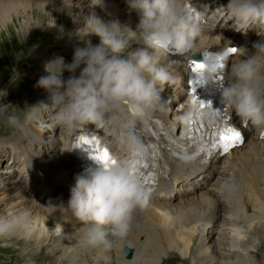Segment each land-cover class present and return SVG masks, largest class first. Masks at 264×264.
I'll use <instances>...</instances> for the list:
<instances>
[{
    "label": "rangeland",
    "instance_id": "rangeland-1",
    "mask_svg": "<svg viewBox=\"0 0 264 264\" xmlns=\"http://www.w3.org/2000/svg\"><path fill=\"white\" fill-rule=\"evenodd\" d=\"M46 1L59 4L65 2V0ZM102 1L105 0H97V3L95 0L68 1V4L72 6H80L85 15L89 14L90 17L86 19H79L74 15L68 20L63 17L60 19H52V17L41 19L38 15H32L28 20V17L16 14L8 15L3 21L0 19V257L4 256L3 259L0 258V264H77L81 258L80 254L88 258L87 250L91 247L93 250L105 252L103 261H101L102 264H117L120 257H124L125 260L141 258L140 261L143 264L144 247L141 243L138 244V241L132 240L131 237L130 240L129 235L126 234L127 229L125 227L136 220L134 214L131 215L136 210L133 206L140 204L132 199L119 201L105 197L100 198L97 205L89 207L85 212L83 211L88 223L84 226L86 235L92 237L93 240L90 238L88 240L87 237L85 242L84 237H79L73 241L70 240L69 244L60 246V236L57 235L56 229H53L52 223L64 227V232H67L69 228L66 209L62 210L60 207L63 204L62 196L74 194L73 185L79 187L81 191L90 187L94 188L86 183L80 174L81 178L76 177L69 164L61 165L60 161L66 156L63 153L66 148L64 136L74 135L73 130L79 129L81 131L87 127L95 130L99 127L97 134L100 132V128L103 133H110L113 136L112 142L115 147L109 139L108 141L115 148V153L122 157L120 150L124 148L121 142L122 133L117 129L118 125L105 116L104 110L107 107L103 101L107 100L111 104L114 100L118 101L117 117L128 121L126 114L128 110L126 104L122 103L125 100L123 91L129 96L133 92H138L141 94L140 100L142 102L152 104L157 101L162 103L164 106L161 111L163 116H161L168 118V122L174 127L180 121V113L183 107L185 109V106L188 107L185 99L187 91L185 87L180 88L181 78L178 76L183 65L177 67L175 63L181 61L183 64L186 57L201 51L197 49L201 39L211 40L208 45L219 48L217 37L222 34L226 37L227 43L235 42V46H238V54L230 57V64L227 67L228 75L232 72V76L227 77L228 83H231L230 89H235L236 85L242 82H235L236 67L242 63L247 67L251 65L254 74L258 69L262 71L261 76L248 77V80L253 81L254 77L258 80L264 78V0H231L235 4L230 3L228 6H224L226 0H210L211 6L210 10L206 12V17L210 21L217 18V21L215 27L209 28L208 31L204 27L203 29L199 27L196 30V22L188 26V23L183 19L186 17L182 12L183 7L180 8L179 14H176V10L179 8L175 5L174 0H143L148 8H156L160 12L158 23L165 25L164 23L169 19L170 25L168 26L178 27L184 34L181 36L187 39L189 44L187 52L181 56L173 57L174 55H167L156 50L153 56L145 61L138 62L136 60L139 59H136L134 62L136 66H131V64L129 66L124 63L133 58L132 52L135 51L136 46H133L131 50L129 49L130 54L126 55L124 52L111 49L106 42L93 38L105 36L106 40L116 41L117 45H121L122 42H129L130 36L127 32L128 28H126V19L110 18L111 14L118 12L112 9V5L109 4L112 3L111 1L109 3L104 2V4ZM199 1L194 2L198 7L205 2V0ZM118 2H121L122 6L116 5L117 7H126L127 0L115 1L114 3ZM108 5L110 6L108 7ZM243 5L246 6V9L241 7ZM98 6L106 10V14H103ZM218 6L222 8L221 13L215 12ZM199 14L200 19L203 20L205 14ZM92 15L98 20L108 21L109 19L110 22L95 25L92 22ZM171 15H174L172 19H170ZM181 19L183 20L181 21ZM200 19L198 22H201ZM208 24H214V22ZM244 25L247 26L246 30ZM81 33L88 36L78 35ZM74 36L73 39H65ZM246 40L248 41L246 42ZM139 41L142 42V39ZM213 41L214 44H211ZM241 43H245L247 47L242 46ZM124 47L128 48L129 45L120 48L123 50ZM163 56L166 58L161 62V65L165 66V69L160 71L158 70L160 62L157 59H162ZM167 56L172 58L168 59ZM58 57H65L69 64L68 70L75 74H66L61 80H58L59 83L46 76L44 67L50 60H56ZM174 67L179 69L178 72ZM142 70H145L149 76L143 77ZM241 72L242 70H240ZM80 75L94 78L100 86V90L101 88L107 89V86L119 88V94L122 95L123 100L113 94L114 97L111 96V99L100 91L97 95L98 99L96 100V97L94 99L95 102L97 101L95 105L89 100L80 99L81 105L77 108L73 107L74 88L77 87V79H79L77 76ZM151 80L154 82V90H149L147 87L148 81ZM51 83L56 85L55 88L59 89L60 93L55 90L49 98L47 96L51 94L49 91L51 88L49 86H52ZM160 87H162L163 93L160 92ZM234 97L236 100H243V105L238 107H244V109H239L240 113L245 112L253 102H258L256 99L251 101L248 98L251 97L249 95ZM65 101H67V105H63ZM246 102L250 104L245 106ZM257 104L258 110L260 103ZM263 104L264 102L261 103V105ZM94 108L98 109L96 110L98 112L93 113ZM89 109L90 111H88ZM68 112H74L77 115L72 124H66ZM247 115L251 116V119L244 128V142L229 153L233 154L232 156L228 154L225 157L226 160H221L224 166L222 163L214 164L215 160L213 165H210L211 168L209 167L207 175L205 174L199 179L193 178L190 181L181 180L176 186L179 191H174L176 196L171 199L170 203L166 202L175 208L166 212L158 210L166 217L176 219L172 225L170 224L171 229L179 227L183 221L182 224L184 223L186 228L190 227L193 231L194 240L188 251L184 252L183 264H204L206 256L215 257V264H229L234 259L242 261L245 258L249 259V253L257 261H253L252 258L253 262L247 261L246 264H258L261 257L264 256V232L263 234L259 232L256 237L253 235L257 227L261 228L259 230H263L264 222L261 221L249 228L245 212L242 208L238 209L239 212L235 210L237 203L235 204L233 201L235 199L238 201L242 194L241 182L237 177V172L240 169V162L250 159L248 156L249 148L254 144V139H258L259 142L256 153H260L258 157L264 160V138L255 137V132L252 131L253 126L258 125L259 119H253L254 116H257V112L254 110ZM259 118L263 120L264 114L260 115ZM102 132H100L101 135H103ZM100 134L98 135L101 136ZM196 166L197 168L200 167L199 162ZM39 167L45 170L48 175L40 171ZM180 168V166L177 167V169ZM40 172L43 173V176L39 175ZM200 172V170L197 171V174ZM35 177H41L42 180H45L47 193L42 191L43 186L38 188L35 185L37 184ZM199 185L200 187H198ZM189 187H193L194 191L189 192ZM165 197L161 198L162 200L142 203H146L143 205H150L155 202L162 203L167 201L163 200ZM214 198L220 199L222 204L226 205L227 208L229 207V210L223 209L214 217L211 216ZM190 201L191 204H185ZM20 208L23 209L15 218L14 216L5 217L3 215ZM104 211L108 214V219L106 222L104 220L101 225L100 220ZM188 213L191 215L188 216ZM2 217L4 218L1 221ZM37 217H44L49 221L46 224L44 234L41 236L37 235L36 231L26 236H23L25 233L21 232L22 229L17 232L7 231L9 225L21 223L28 226L27 229L29 230V227L33 225L30 221ZM126 218L129 219V224L128 222L124 223L123 220L127 221ZM184 220H187V223ZM232 221L238 223V227H232ZM96 224H100L101 227ZM234 238H237L239 243V247L237 246L238 248L236 247L234 252L240 258H236V254H234L235 256L231 255L232 258H230V252H233L230 251V246L235 247L232 244ZM80 239L82 240L80 241ZM252 239L254 250L251 247L246 248L248 240ZM123 245H125L124 249ZM95 247L97 248L95 249ZM126 247L131 249L129 254L126 253ZM201 248V251L207 252L206 255L200 252ZM53 251L59 253L53 260L54 262L51 263L46 260L40 262L38 260V257L43 253Z\"/></svg>",
    "mask_w": 264,
    "mask_h": 264
},
{
    "label": "bare ground",
    "instance_id": "bare-ground-1",
    "mask_svg": "<svg viewBox=\"0 0 264 264\" xmlns=\"http://www.w3.org/2000/svg\"><path fill=\"white\" fill-rule=\"evenodd\" d=\"M68 1H71V0H65V2L61 3V4L55 3L53 1H46V0H0V19H1V21H3L10 14H16V15H22L24 17H28V20H30L32 15H38L39 18H41V19L49 18V17H52V19L53 18H55V19L59 18L60 19L61 17H63L64 19H67V20L69 19V17H72L73 15L75 17H79V19H86V18L90 17L89 14H87V15L84 14L83 9L80 6H75V5L72 6V5L68 4L69 3ZM110 1L112 3H114L115 1H120V0H105L104 2L106 3V2H110ZM198 1H195V2H198ZM104 2L102 1L103 4H104ZM65 3H67V4H65ZM134 3H135L134 0H127V3L125 4V6H126L125 8H119L116 5L115 6L112 5V9L117 10L118 13L117 14H111L109 16L112 19L115 17L126 19V22H127L126 28H128L127 32L130 36L128 38L129 39L128 43L122 42L121 45H117L116 41L106 40L104 38L105 36H103L102 38L93 37L94 39L102 40L103 42H106V44L111 49L118 50L119 52H124V54H126V55L130 54L129 49L131 50V48H133V46H136L134 48L135 51L132 52L133 58L131 60H128L127 62L124 60L125 61L124 63H126V65H129V66H130V64H131V66H136L134 63L136 59H139V60H136L139 62V61H145L147 58L152 57L156 50H160L162 53H165V51H163V49L160 48L159 44H157L155 42V40H148V34L145 33L144 29L142 28L141 25L138 24V21H137V16L140 13L142 14V16H145L154 25V27L157 31L164 33V35H166L169 39H171V40H174V39L175 40H184L185 39L182 37V36H184V34L181 32V30L178 27L168 26V25H170L169 19L166 20V22L164 23L165 25L158 23V21H159L158 14L160 12H158L156 8H150V7L148 8L147 7L148 5H146L143 2V0H141V1L137 0V2H136L137 5H135ZM230 3L235 4L231 0H226L224 3V6H228V4H230ZM103 4H102V6L104 7ZM194 5H195V3H194ZM109 6L110 5H108V7ZM241 7L246 9L245 5H243ZM179 11H180V9H177L176 14H179ZM215 12L221 13L222 8L219 6L216 7ZM188 14H189L188 11L184 12V16H187ZM173 16L174 15H171L170 19H172ZM92 22H94L95 25H100L102 23L104 24L106 22H110V20L109 19H108V21L107 20H105V21L98 20V18L93 16ZM78 35L88 36V35L83 34V33L78 34ZM90 37H92V36H90ZM73 38H75V36L74 37H67L65 39L70 40ZM217 38L219 39V48H217L218 46H215V47L211 46L210 51H212L215 54L217 52H219V57L222 58V57H224V54H222V53L225 51V48H227L230 45H228L226 37L224 35L219 34ZM140 39H142V42L139 41ZM121 41H122V39H121ZM210 41L211 40L205 41V40L201 39L199 41L197 49L202 51L206 47V45L208 46V43ZM188 42H189L188 40L185 41L184 47L188 46V44H189ZM211 44H214V41ZM225 44H226V46H224ZM128 45H129V47L128 48L124 47L123 50L120 48L121 46L123 47V46H128ZM182 48L183 47H181V49ZM171 49L174 50V48H171ZM198 52H200V51H198ZM238 52H239V49L237 50L236 54H238ZM175 56H180V55H175ZM175 56H173V57H175ZM232 56H234V55H232ZM232 56H230V57H232ZM188 57H186L184 59L183 64L181 61H177L175 63V66L177 65V67L178 66L181 67V65H183V68H180V70H179V69H177V67H174L176 69V72H178V70H179L178 76L181 78V81L179 83L180 88L183 89L185 87L187 92H188L187 74H188V71L190 68L188 61H189V58L191 56L189 58ZM230 57L227 58V67L230 64ZM165 58L166 57L163 56L162 59H157L160 62V65L158 68V70H160V71L165 69V66L161 65V62L164 61ZM167 58L170 59L172 57L167 56ZM54 60L52 59V61H54ZM216 61L218 63L220 62V60L218 58H216ZM62 65H63L62 66V75L51 74L45 70L46 76L49 79L53 80L54 82H58V80L59 79L61 80L66 74L67 75L68 74H74L72 71L68 70L69 64L65 60V57H64V62ZM175 69H173V70H175ZM240 70H242L241 73H240ZM235 72H236L235 73V80H236L235 82L236 83H238V81H242V82H239L240 84L239 85L237 84L236 85L237 87L235 89H230L229 86H231L230 85L231 83L230 84L228 83L227 77L228 76L230 77L232 72L229 73V75H228V72L226 70L225 80H226V84H227L226 85L227 89L222 94L224 87L223 86H217L216 87L217 95L222 96L223 97L222 100H226L227 102L231 101L232 99L233 100L235 99L234 94H233L234 91L237 92V95H235L237 97H239V96L242 97V95L253 96L254 99L258 100V102L260 103L259 109L257 110V105L255 104V102H253L250 105V107H248L245 110L244 113L245 114H251L252 111H254V109H256L257 116H254L253 119L258 120L259 116L264 114L263 107H261V103L264 102V89H263L264 88V78H261L260 80H258V78L255 79V77H254V80H253L254 82H253L251 80H248V77L252 78L253 76H256V77L261 76L262 71L260 69H258L256 74H254L253 73L254 71L251 68V65L247 67V66L243 65V63H242L239 65V67L237 65ZM141 73L143 74V77L149 76L145 70H142ZM77 77L79 79H77L78 80L77 81L78 82L77 87L74 88L75 100H73V107L77 108L81 105L80 99L89 100L92 102V104L95 105V103L97 101L95 102L94 99H95V97H96V100L98 99L97 95H99L98 93H100V91H101V93H103V95L105 94L106 96H108L111 99H112L111 96H113V95L118 96V93L120 92L119 88L114 87L115 88L114 89L113 87H110V86H107V89L101 88V90H100L99 89L100 86H98L96 80L90 76L80 75ZM56 79H57V81H56ZM231 82H232V80H231ZM51 84H52V86H49V87H51L49 89L51 94H49V96H47L49 98H50V95H52L55 90L58 93H60V90L55 88L56 85L53 83H51ZM148 84L149 85H147V87L149 90L155 89L154 82L152 80L148 81ZM123 92L125 95V98H124L125 100H123V97L121 99L123 100L122 103L126 104V107L128 110V112L126 113L128 121H124V120H122L121 117H117L116 112H118V111L116 110V108L119 107L118 101H115L113 99L114 100L112 102L113 104H111L107 100L103 101L107 107L106 110H104L105 116L108 119H110L111 121L113 120V122L118 125L117 129L122 133L121 142L123 143L122 145L124 146V148L120 149L122 151V153H121L122 157H119L115 153V150L109 145V143L102 136H99L107 143V145L111 148V150L114 152V154L120 160H124L133 151L139 149V143L134 136V132L137 129L139 136L147 135V136H149L150 142H153L154 140L157 141L156 144H157V150L158 151L154 152V154L156 156L163 155L164 160H162L160 163L161 169L164 171H166L167 168L171 169L173 172L172 178L174 177V180L177 179L178 173L181 174V172H179V170L184 168V166H182L183 164H191V165L187 166V167H190V166L194 165L195 161H197L198 159H201V157H203L205 162L208 163V159L204 155L199 156L198 154H196L191 159H187V160H183V159H179V158L175 157L174 156V150H172V149L169 150L167 148V146L164 144V142L160 140L161 137H157L156 132L154 131V128H156L158 126V123H153L152 118L153 117H160L164 121H166V123L170 129L171 134L177 133V135H178L179 132L177 131V129H180L179 127L181 126L182 127L181 128V134H182L181 138L187 136V133H186L187 124L185 123V118H183L186 115V113L189 112V109L187 106H185L186 109L183 107V110L180 113V121L177 124H175L173 127V126H171L170 122H167L168 118L162 117L163 114L161 111H162V108L164 106L162 103L156 101V102H153L152 104H149L147 102H142L140 100L141 94H139L138 92H133L131 94V96H129L125 91H123ZM160 92L163 93L162 87H160ZM187 92H186V94H187ZM251 92H253V94ZM186 100H187V97H186ZM67 101H65L63 105H67L66 104ZM90 104H89V106H90ZM130 104H134L136 106L135 110L129 111V105ZM249 104L250 103L246 102L244 105L248 106ZM263 106H264V104H263ZM101 107L103 108L102 104H101ZM95 108L93 109V112L94 111L98 112V111H96L98 109H95ZM109 108H110V110H109ZM75 116H77L76 113L68 112V118L66 119V124H72L74 122ZM119 116H122V115L119 114ZM250 119H251V116H250ZM169 124H170V126H169ZM176 125H179V126H176ZM150 126H152V127H150ZM78 131H79V129H77V131L73 130L72 132L74 134H79V133H77ZM73 133H70V134H73ZM70 139H71V135L70 136L68 135L66 143L64 146L68 145ZM253 143L254 144L252 146H250V148H249L248 156L250 157V159L246 160L244 162H240V164H239L240 169L237 172L238 173L237 177L241 182L242 194L238 198V201L236 199L233 200V201H235V204L237 203L235 206V210L238 211L239 208H242L243 211L245 212V216H247L246 219L248 221L249 228H252V225L258 224L261 221L264 222V160H262L258 157L260 153H258V154L256 153V147L259 145L258 139H254ZM192 144L193 143H191V141L188 140L187 143L185 144L186 149L182 154L187 155V156L193 154L194 153V146ZM231 152H233V151H231ZM63 153H65V151ZM229 155L232 156L233 154L232 155L229 154ZM66 156L64 157L65 160L63 159L62 161H60L61 165H64L65 163L68 165V160L66 161ZM215 160H216L215 158L211 159V166L213 165L212 162H214ZM199 164H201V161H199ZM179 166L181 168L177 169V167H179ZM211 166H210V168H211ZM210 168H208V169H210ZM78 169H79V167L75 168V171L72 170L76 174L75 176L78 177L80 174L82 179H84L85 182L88 183L86 181L85 176H83L81 174V172H79ZM40 171L45 173V170H43L42 168H40ZM208 172H209V170L204 174H199L195 179H199V177L204 176L205 174L207 175ZM40 173H39V175H40ZM45 175H48V174L45 173ZM165 175H169V174H165ZM35 179L37 180V184H35V185L38 186V188H41L43 186L42 191H46L47 185L45 183V180H42L41 177L40 178L35 177ZM88 184H90V183H88ZM72 188H74V194L63 195L62 196V200H63L62 203L63 204L60 205L62 210L66 209V218L68 219L67 224L69 226L67 232L66 231L64 232V227L56 226L55 223H52L53 229H56V231L58 232L57 235L60 236V238H59L60 246H63L65 244H69L70 240L73 241L74 239L79 238V237H84V239L87 238L88 236L86 235L87 233H86V229L84 228V226H85V224H88V223H87V217L85 218V215H83L84 212L87 211V209L89 207H91V206L93 207V206L97 205L100 198L105 197L106 199H110V197L107 195H104L102 191L98 192V191H96V189H94L92 187H90L86 190H83V191H81V189L79 187L74 186V185ZM170 188H172L171 191L163 192L161 195H155L150 200H147L149 202L155 201V200L158 201V200H162L161 198L166 196L163 200H167V201H164L162 203H156L155 202V203L150 204V205H143L146 203H140V204L134 205L133 208L136 210L134 211L133 209H131L132 211H134V213H131V215L134 214L136 220L132 223L130 221H128L130 219V217H128L129 219L126 218L127 221H125V219L123 220L124 223L128 222V224H129V222H130L129 226L126 225L127 227H125L127 229L126 234L129 235L128 238L131 237L132 240L138 241V244L141 243L142 246L144 247L145 257H144L143 264H170V263L171 264H183V261L185 260V257H184L185 253L184 252L186 250L188 251L190 244L194 240V235H193L192 229L190 227L186 228L187 226L185 227L184 223L182 224L183 221L181 222L179 227L171 229L170 224L172 225V223L176 219H171L170 217H166L165 214H162L159 212V211L166 212L168 210H171L172 208H175V207H172L173 205L166 204V202L170 203L171 199H172L171 197L173 195L170 197H169V195L172 194L174 191L177 192L179 190H178V188H176V186L174 187V184ZM175 188H176V190H175ZM163 189L164 188L161 187L158 193H160ZM96 195H97V197H96ZM116 200H119V199H116ZM119 201H127V200H119ZM147 201H145V202H147ZM189 203L191 204V201L186 202L185 204L189 205ZM212 205H213V208L211 211V216H213V217L223 209L229 210V207L227 208L226 205L222 204L220 199H218V198L213 199ZM22 209L23 208H20L14 212L12 211L9 214L6 213L3 215H5V217L14 216V218H15L22 211ZM187 215L190 216L191 214L188 213ZM102 216L103 217L100 220L101 225H102V222L104 220H105V222L107 221L108 214L104 211ZM3 218L4 217L1 218V221L3 220ZM132 218H133V216H132ZM132 218H131V221H132ZM54 219H56V218H54ZM177 219H179V217H177ZM11 220H13V219H11ZM48 222L49 221L47 220V218L37 217V218H35V220L30 221V223H32L33 225H32V227H29L30 228L29 230L27 229L28 226H25L24 223H21L19 225H15V224L9 225V227H8L9 229L7 231L8 232H17V231L22 229L23 231H21V232L25 233V235H23V236L29 235L31 232L36 231L37 235L41 236L44 234L46 224ZM237 224L238 223H236L235 221L231 222L232 227L233 226L238 227ZM96 225H100V224H96ZM101 225H100V227H101ZM240 229H242V228H240ZM259 229H261V228L257 227L255 232L253 233V235L255 237L258 236L259 232H262L261 234H263L264 228L262 231ZM60 231H62V232L60 233ZM59 233H60V235H59ZM89 238L91 240H93L92 237H88V240H89ZM128 238H127V240H128ZM131 238H130V240H131ZM81 240L82 239H80V241ZM84 241L86 242V239ZM149 241H150V243H148ZM252 242H253V239L250 241L248 240L246 248L251 247V249L254 250V246H253ZM135 244H137V243H135ZM232 244H234L235 247L233 245L230 246V251H233V252H230L231 253L230 258H232V256L234 254H236L234 251L239 247L238 239L237 238L232 239ZM70 246H72V245H70ZM124 246L125 245L122 246L123 249H124ZM135 247H137V246H135ZM72 248H71V250H72ZM91 248L90 249L88 248L89 250H87V252H88L87 255H89L88 258H85V256L80 254L81 252L79 253L80 254L79 256H81V258L77 261V264H88V263H90V264H102L101 261H103L102 258L105 256V252L99 251V250H93V248L92 249ZM96 248L97 247H95V249ZM138 250H139V248H138ZM201 250H202V248L200 249L201 253H203L205 255L207 254L206 251H201ZM58 254H59L58 251L43 253V255H40L38 257V260L40 262H43L46 260V261H50L52 263V262H54L53 260L58 256ZM74 254H75V252H74ZM109 254H110V252H109ZM237 256H235V257L240 258L239 256L238 257ZM71 257H72V255H71ZM210 257L211 256H206V258L204 259L205 260L204 264H215L214 262H215L216 258L215 257L210 258ZM0 258L3 259L4 256H2ZM252 258H253V255H251L249 253V259L247 258L248 260L246 258L243 259V261L240 259H234L231 262H229V264H246L247 261H249V263L253 262V261H257L256 258H255L256 260H254V258H253V261H252ZM72 259H73V257H72ZM140 260H141V258H139L138 260H136L135 258L132 260H127V259L125 260L124 257H120L119 260H117V264H142L141 263L142 261H140ZM263 262H264V256L261 257L258 264H263ZM110 264H112V263H110Z\"/></svg>",
    "mask_w": 264,
    "mask_h": 264
},
{
    "label": "water",
    "instance_id": "water-1",
    "mask_svg": "<svg viewBox=\"0 0 264 264\" xmlns=\"http://www.w3.org/2000/svg\"><path fill=\"white\" fill-rule=\"evenodd\" d=\"M195 58L199 59L200 56H194ZM64 62L63 57H59L54 61H50L45 65V70L51 74L55 75H61L62 74V64ZM130 250H127V253H129ZM128 255V254H127Z\"/></svg>",
    "mask_w": 264,
    "mask_h": 264
}]
</instances>
